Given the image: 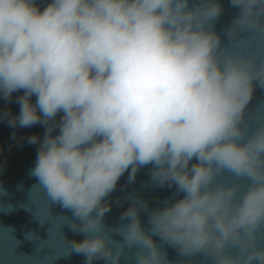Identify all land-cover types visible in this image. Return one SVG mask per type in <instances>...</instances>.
<instances>
[{"label":"clouds","instance_id":"9594fccd","mask_svg":"<svg viewBox=\"0 0 264 264\" xmlns=\"http://www.w3.org/2000/svg\"><path fill=\"white\" fill-rule=\"evenodd\" d=\"M230 3L225 44L218 0H0V97L23 92L18 115L0 118L45 128L28 137L31 175L78 221L72 250L85 264H120L133 248L135 264H170L165 244L264 264V125L246 122L264 88V0ZM148 166L155 187L182 198L152 209L132 196L126 223L109 228L107 198Z\"/></svg>","mask_w":264,"mask_h":264},{"label":"water","instance_id":"95a60500","mask_svg":"<svg viewBox=\"0 0 264 264\" xmlns=\"http://www.w3.org/2000/svg\"><path fill=\"white\" fill-rule=\"evenodd\" d=\"M200 0H190V6ZM223 6V13L215 23L225 44L229 40L224 33L231 27L239 10L231 6L230 0H218ZM51 0H37L43 9ZM251 33H242L241 38L251 37ZM13 94V101L6 102L0 97V117L6 111L18 115L19 105ZM35 102V97H33ZM62 115V113L60 114ZM57 120L60 116H57ZM246 122L254 131L264 125V88L257 87L253 99L248 105ZM45 128L39 124L30 128H11L7 118H0V264H85V258L72 250L73 241H82L84 234L73 232L70 226L75 221L71 210L60 203L53 202L39 180L31 175L35 167L39 145H30L28 137L39 135L41 139ZM59 130L54 133L58 135ZM151 166L137 174L134 183H128L127 173L121 178L117 189L107 198L111 206L104 223L111 229H118L126 221L121 215L129 207V198L138 196L149 202L150 208L162 206L165 200L174 202L182 198L175 195V188H158L150 182ZM221 179H230L225 173ZM144 226L148 227V213H141ZM68 218L65 220L64 218ZM116 241L122 237L112 232ZM158 239V238H154ZM170 264H212L211 258L204 255L185 257L178 250L164 245ZM136 249H126L120 264H135ZM95 264H105L97 260Z\"/></svg>","mask_w":264,"mask_h":264}]
</instances>
